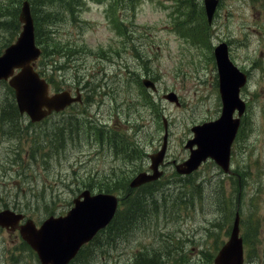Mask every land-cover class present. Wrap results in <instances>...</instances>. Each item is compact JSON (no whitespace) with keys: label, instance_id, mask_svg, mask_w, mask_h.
I'll use <instances>...</instances> for the list:
<instances>
[{"label":"rangeland","instance_id":"obj_1","mask_svg":"<svg viewBox=\"0 0 264 264\" xmlns=\"http://www.w3.org/2000/svg\"><path fill=\"white\" fill-rule=\"evenodd\" d=\"M73 1L72 16L60 9L52 25L43 26L72 58L61 74L54 72V84L75 88L84 82L90 93L84 105L61 114L67 122L62 131L57 132L54 123L64 121L61 117L35 126V142H47L40 136L53 134L58 153L46 147L36 149L33 160L23 154L20 163H7L17 159L10 145L21 142L22 135L15 134L17 120L0 125V198L19 195V200L33 204L28 214L40 221L49 212L66 210L87 183L95 189L116 172L123 187L136 171L148 167L147 152L159 148L164 116L168 160L187 158L184 144L191 126L222 111L214 47L225 41L233 62L250 73L242 89L249 106L234 147L235 168L225 174L210 161L184 178L165 165V176L154 186L158 190L135 200L136 221L123 223L118 229L125 234L118 232L115 241L96 247L101 259L94 257V264H146L139 262L143 255L150 264H214L238 202L242 232L249 228L255 233L245 247V264H264V0H220L211 24L203 0H180L175 25V0ZM6 7L0 2L3 23L10 28L13 18L8 17L13 14ZM41 14L50 20L55 16L48 5ZM180 24L187 26L178 32ZM13 25L17 28L19 22ZM7 37L5 29L0 31V48ZM70 63L76 68H69ZM145 74L158 82L159 93L145 91L153 103L143 94ZM6 91L1 85L2 105L10 100ZM169 91L179 95L181 105L163 98ZM109 129L129 142L127 152L111 151L105 136ZM23 142L27 147L31 143L29 138ZM116 146L121 149L119 139ZM140 249L143 255L137 254ZM0 264L39 261L14 232L0 229Z\"/></svg>","mask_w":264,"mask_h":264},{"label":"water","instance_id":"obj_2","mask_svg":"<svg viewBox=\"0 0 264 264\" xmlns=\"http://www.w3.org/2000/svg\"><path fill=\"white\" fill-rule=\"evenodd\" d=\"M217 3L218 0H205L210 20ZM20 19L25 22L24 31L19 40L0 56V79L8 78L15 68L21 67V71L13 76L10 84L16 89L20 111H26L33 120H39L52 109H61L73 98L68 92L49 96L48 83L40 78L31 65V61L37 58L40 50L35 45L33 19L28 1L23 4ZM215 56L219 69L223 113L215 121L193 127L196 137L189 140L187 146L192 147L193 143H198V149H192L190 159L177 166L180 172H191L209 155L227 167V152L239 125V119H234L232 115L236 107L239 108L240 113L244 109L239 98V88L245 83L246 76L230 60L225 43L215 48ZM145 82L155 88L152 81L145 80ZM170 98L177 100L175 94H171ZM164 150L165 143L163 149L152 156L154 173L140 172L131 181V186L156 179L161 174L158 164L163 159ZM117 202L114 195L105 193L92 195L89 190H85L74 199V206L66 215L57 217L52 215L39 228L34 222L28 221L21 228L22 234L37 250L42 264H67L83 243L93 238L111 221L117 209ZM21 217V214L6 209L0 212V224L12 223L15 226ZM242 261V239L239 237V217H236L231 238L221 249L215 262L216 264H242Z\"/></svg>","mask_w":264,"mask_h":264},{"label":"trees","instance_id":"obj_3","mask_svg":"<svg viewBox=\"0 0 264 264\" xmlns=\"http://www.w3.org/2000/svg\"><path fill=\"white\" fill-rule=\"evenodd\" d=\"M31 4H33L35 11L33 10L34 16H35V24H36V34H37V40L38 42H42L43 43V53L44 55H49L52 52L54 53L55 48H53L56 43L53 41L52 37H49L48 33L46 31H44L43 29V25L44 22L49 21V19L47 17H43L41 18V15H39L38 13V7L39 6H46L48 5V9L50 8L49 5H54L56 2L59 1H63V0H30ZM67 3V6L71 5L70 1L64 0ZM1 4L3 5H7L6 8L9 7H13L16 8V12L12 11L10 13V15L13 14V17L16 21L17 20V13L19 11V5L22 2V0H0ZM37 10V11H36ZM2 15H4L3 13H0ZM7 16V15H5ZM8 17V16H7ZM12 17V18H13ZM10 18V17H8ZM11 19V18H10ZM53 45V46H52ZM52 76V73L50 74V77ZM9 87V86H8ZM11 92V101H8L6 104H3L2 106H0L1 108V117L3 122L6 124V122H15L16 118H17V108L14 104V100H13V93H12V89L8 88ZM58 139V138H57ZM152 185V184H151ZM148 186V187H146ZM144 187H146L144 190H141L140 194L137 195L138 199L140 197H146L148 194L147 193H152L151 190L152 186L146 185ZM124 190H126V197L123 199V202L125 203V207H124V211H120L118 213V215L116 216V218L114 219L113 223L107 227L105 230L101 231L100 234L97 236V238L95 239L93 243V245L88 244L87 246H85L81 252L79 253L78 257L72 262V264H92L93 263V259L94 257L97 258L98 256V249L96 248L97 246H99L100 244L103 245H107L113 241L116 240V236L118 232H122L123 234H125L124 230L118 229L120 225H122L123 223L125 224H132L133 222L136 221V218L134 216V213L136 211V208L134 207V202L136 200L137 197L135 198H130V189L128 188V183H124L123 185ZM125 214V215H123ZM133 226L129 227L126 229V231H129ZM145 253V252H143ZM155 254H153V259H155ZM151 259H147V257H143L141 258V260H139L140 263L145 262L146 264H150Z\"/></svg>","mask_w":264,"mask_h":264}]
</instances>
